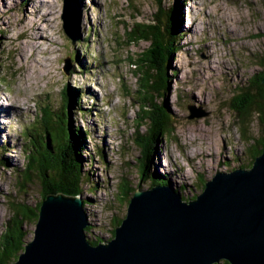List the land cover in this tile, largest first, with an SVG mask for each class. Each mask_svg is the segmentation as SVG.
<instances>
[{
	"label": "rangeland",
	"instance_id": "obj_1",
	"mask_svg": "<svg viewBox=\"0 0 264 264\" xmlns=\"http://www.w3.org/2000/svg\"><path fill=\"white\" fill-rule=\"evenodd\" d=\"M73 1L82 30L71 41L61 25L62 0H0V101L10 107L0 117V145L6 142L9 147L0 151V243L14 222L15 208H32L40 200L37 179L31 177L20 187L24 174L14 172L22 171L26 160L20 132L39 129L44 107L57 113L65 86L79 88L83 107L92 113L72 115L89 131L83 153L87 163L81 164L88 240L110 239L138 188L135 167L141 149L133 140L134 121L146 105L139 102L142 72L135 71L142 68L138 59L151 42L140 39L135 30L145 33L154 25L158 5L173 0ZM181 8L183 34L171 59L176 73L166 96L155 98L158 103L166 100L174 117L172 132L160 138L154 166L188 199L216 172L250 167L248 152L264 137L260 91L250 89L243 99H233L237 84L264 70V0H183ZM85 39L88 43L81 46ZM75 53L83 69L76 61L78 67L71 64L64 71ZM247 96L256 101L241 123L238 112L244 110ZM191 108L203 115L189 118ZM124 176L128 181L122 183L124 194L118 201ZM142 183L139 188L150 184ZM35 223L23 220L25 242L32 238Z\"/></svg>",
	"mask_w": 264,
	"mask_h": 264
},
{
	"label": "water",
	"instance_id": "obj_2",
	"mask_svg": "<svg viewBox=\"0 0 264 264\" xmlns=\"http://www.w3.org/2000/svg\"><path fill=\"white\" fill-rule=\"evenodd\" d=\"M62 1L61 25L74 41L82 16L73 0ZM70 67L67 60L63 69ZM190 110L189 118L203 115ZM149 185L131 195L113 236L97 243L85 234L81 194L47 193L11 264H264V146L250 167L216 172L193 198Z\"/></svg>",
	"mask_w": 264,
	"mask_h": 264
},
{
	"label": "trees",
	"instance_id": "obj_3",
	"mask_svg": "<svg viewBox=\"0 0 264 264\" xmlns=\"http://www.w3.org/2000/svg\"><path fill=\"white\" fill-rule=\"evenodd\" d=\"M181 1L183 3V0ZM181 1L173 0L167 6L158 5V9L154 15V25L148 26L149 28L145 33H140V26L135 25L140 28L139 30H135L139 38L147 41L150 40L151 42L148 49L138 59L139 63L143 61L141 63L143 69L136 67L137 71H135L138 74L142 72L141 77L139 76L142 88L138 92L143 95L139 97V102L146 105V109L142 108L140 113H138L137 119L134 121L136 131L133 135V140L141 149L138 164L136 163L135 167V172L141 181H138V187H141L144 181H149L152 185L169 184L167 175L158 173L154 165L158 152V142L162 136L164 138L170 137L174 117L167 108L166 100L158 103L155 98L156 96H163V98L166 96L170 88L171 79L176 73L175 69L171 66V59L179 48V39H181L183 34V31L180 29L182 15ZM0 36H3L1 29ZM85 40V43H82L83 45L81 46L88 43L87 39ZM69 60L72 66L78 67L80 65V69H83L84 65L80 62V57L77 53L71 56ZM76 61L79 65L75 63ZM135 64L138 65L136 61ZM263 76L264 70L260 74L251 77L253 79L248 80L243 85L237 84L233 89V99H243L250 92V89L255 88L260 91L264 101ZM63 89L57 113L54 112L52 115L49 106L44 107L43 121L39 129L30 128L31 131H34L32 133L29 129L23 128L20 132V137L22 138L20 150L21 153H24L26 162L24 161L22 164V171L19 168H15L14 172L18 175L24 174L22 180H19L20 187L23 186L24 181L31 177L37 179V182L41 186L40 200L32 208H28V206L23 204L15 208L14 222L8 225L3 235L2 243H0V264H11L17 258L19 252H21L26 236L21 224L24 219L36 221L40 201L47 193H63L70 196L82 194L81 164L87 163L83 157V153L87 149L86 139L88 138L89 131L81 127L80 124L75 123L72 115H76L78 111L84 116L86 114L91 115L92 113L90 107H83L82 91L79 88L65 86ZM244 101L246 103L244 110L238 112L241 123L246 115L249 114L250 106L256 100L252 96H247ZM141 126L146 127L145 131L140 130L139 127ZM28 144L31 145V148H28ZM254 146L253 151L249 150L248 152L250 155L248 165H251L254 158L261 153L264 146V137ZM7 147L8 143H1L0 151L7 149ZM93 158L92 155L91 160ZM126 164L132 166L130 161ZM240 166L245 168V166ZM124 180L128 181L124 176L118 185L120 192L117 195L118 201H120L119 197L124 194L121 188L122 183L126 182ZM90 188H92V185ZM179 188L181 189L182 186ZM122 198L125 199L124 197ZM83 204L85 205L84 201ZM121 220L122 218L116 221L115 226ZM113 233L114 229L110 238L113 236ZM89 241L97 243L100 242V239L96 238ZM224 263L228 264L226 261Z\"/></svg>",
	"mask_w": 264,
	"mask_h": 264
},
{
	"label": "bare ground",
	"instance_id": "obj_4",
	"mask_svg": "<svg viewBox=\"0 0 264 264\" xmlns=\"http://www.w3.org/2000/svg\"><path fill=\"white\" fill-rule=\"evenodd\" d=\"M55 9V8H54ZM44 10H46V9H44ZM52 11V10H51ZM45 13V12H44ZM46 14V13H45ZM50 38V37H49ZM45 40H49V39H46L45 38ZM41 65V64H40ZM44 67V66H43ZM45 68V67H44ZM10 107H7V106H5V105H3V103L0 101V117L2 116H5V115H7L8 113H9V111H8V109H9ZM70 153V152H69ZM169 177L171 178V175H169ZM170 184V183H169ZM86 209V208H85Z\"/></svg>",
	"mask_w": 264,
	"mask_h": 264
},
{
	"label": "clouds",
	"instance_id": "obj_5",
	"mask_svg": "<svg viewBox=\"0 0 264 264\" xmlns=\"http://www.w3.org/2000/svg\"><path fill=\"white\" fill-rule=\"evenodd\" d=\"M70 61V60H69ZM70 64H72L71 62H70ZM71 68V67H70Z\"/></svg>",
	"mask_w": 264,
	"mask_h": 264
}]
</instances>
